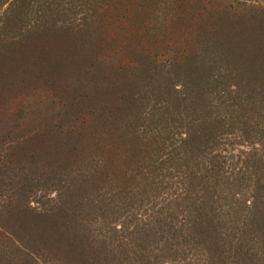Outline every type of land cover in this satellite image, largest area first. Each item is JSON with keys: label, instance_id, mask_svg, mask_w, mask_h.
Instances as JSON below:
<instances>
[{"label": "trees", "instance_id": "trees-1", "mask_svg": "<svg viewBox=\"0 0 264 264\" xmlns=\"http://www.w3.org/2000/svg\"><path fill=\"white\" fill-rule=\"evenodd\" d=\"M0 2V264H264L263 4Z\"/></svg>", "mask_w": 264, "mask_h": 264}, {"label": "rangeland", "instance_id": "rangeland-1", "mask_svg": "<svg viewBox=\"0 0 264 264\" xmlns=\"http://www.w3.org/2000/svg\"><path fill=\"white\" fill-rule=\"evenodd\" d=\"M233 1L239 2L240 4L243 3L245 5H249L247 3L254 4V5H257V4H263L264 5V0H233ZM0 3H2V2H0ZM1 8H3V7H1ZM121 30H123V29L120 28L119 34L122 32ZM114 33L115 32L110 33L112 38L118 37V35H115ZM39 84L40 83L37 82L34 87H33V85H31V87H28L27 89H22V90L18 89V88H13V89H11L12 90L11 92H10V90H7V91L6 90H0V113H3L5 116H8V117H17L18 114L24 115V116H26V120H31V118H33V116L34 117L38 116L37 115L38 110L35 108H37L38 102L44 103V98H45V96H47V93H48L44 87H39ZM6 102H7V104H6ZM6 107L8 108L7 110H6ZM44 107L45 106L42 105V108H44ZM11 109H12V111H11ZM11 135L14 136L15 131L13 133H11ZM17 136H18V134H17ZM8 141L9 140L6 139L4 142H1L0 145L2 147H4L5 149L8 148L9 145H14V144H9ZM10 163L11 162H8V161L5 162L7 168L3 171L2 176L0 175L1 183L3 181V183L0 184L2 188L5 185L10 183V181L6 182L5 179H3L4 173L8 170L7 176L11 179L12 167H18L21 164V162L19 160L14 161V162H12L11 165H9ZM20 166H22V165H20ZM26 169H28V168H26ZM28 171H29V169H28ZM24 172H26V170ZM23 185L25 187V190H27V192L30 190L33 191V189H34V188H32L31 181L29 183H26ZM48 194L50 196V194H52V193H48ZM29 196L30 197L32 196V200H31L32 203H33V201H35L38 198L37 195H29Z\"/></svg>", "mask_w": 264, "mask_h": 264}]
</instances>
